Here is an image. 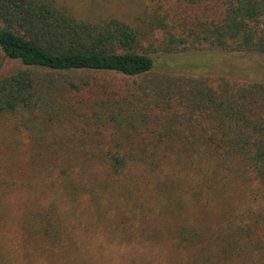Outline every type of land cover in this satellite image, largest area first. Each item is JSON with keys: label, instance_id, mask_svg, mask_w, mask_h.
<instances>
[{"label": "trees", "instance_id": "1", "mask_svg": "<svg viewBox=\"0 0 264 264\" xmlns=\"http://www.w3.org/2000/svg\"><path fill=\"white\" fill-rule=\"evenodd\" d=\"M213 49L264 53V0H0V264L158 217L179 264H264V81L167 63Z\"/></svg>", "mask_w": 264, "mask_h": 264}, {"label": "rangeland", "instance_id": "2", "mask_svg": "<svg viewBox=\"0 0 264 264\" xmlns=\"http://www.w3.org/2000/svg\"><path fill=\"white\" fill-rule=\"evenodd\" d=\"M180 55L177 60L175 57L167 62L170 65L180 66L174 70L213 77L225 75L249 81H264V53L251 55L213 49L199 53L184 52ZM21 66L19 60L6 58L0 68V76L11 73ZM165 226L167 221L162 217L149 221L146 227L154 233L156 238L152 243L145 245L110 244L95 237L85 245L74 246L72 259L77 253L76 250L88 249L85 259L91 264H179L180 262L173 255Z\"/></svg>", "mask_w": 264, "mask_h": 264}]
</instances>
